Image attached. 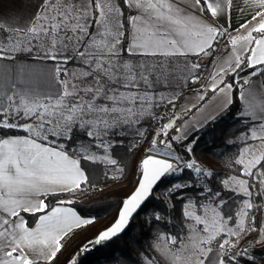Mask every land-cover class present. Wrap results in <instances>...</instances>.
<instances>
[{
    "label": "snow or ice",
    "instance_id": "1",
    "mask_svg": "<svg viewBox=\"0 0 264 264\" xmlns=\"http://www.w3.org/2000/svg\"><path fill=\"white\" fill-rule=\"evenodd\" d=\"M27 7L23 27L0 16V264H57L73 235L95 217L78 213L73 200L52 206L49 199L91 185L84 162L123 174L111 156L110 136L161 105L175 110L176 95L169 98L162 89L171 88L178 73L199 82L202 58L213 71L198 101L212 95L225 111L238 104L239 116L264 121V79H252L264 77V0H30ZM237 11L243 22L233 29ZM221 19L225 24L217 23ZM221 41L227 58L213 60ZM21 53L39 67L18 66ZM194 109L199 106L173 111L153 134L114 218L66 264H78L80 254L124 234L155 188L184 172L187 180L164 190L165 207L173 212L172 198L182 197L179 228L158 234L149 247L168 264H240L242 256L256 264L249 252L264 245V122L242 136L243 147L228 163L233 174L217 181V189L214 171L192 156L196 141L176 126ZM171 131L178 135L170 137ZM74 136L83 140L69 151ZM174 143L186 145L184 156ZM150 217L149 226L164 220L160 212ZM143 260L160 264L149 255Z\"/></svg>",
    "mask_w": 264,
    "mask_h": 264
},
{
    "label": "trees",
    "instance_id": "2",
    "mask_svg": "<svg viewBox=\"0 0 264 264\" xmlns=\"http://www.w3.org/2000/svg\"><path fill=\"white\" fill-rule=\"evenodd\" d=\"M125 23L127 26L126 21ZM225 51L227 50L224 48V42L221 41L217 45L212 59L214 60L217 55ZM19 57L31 59L27 53H21ZM189 59L195 60L194 57H190ZM200 61L204 67L200 71L199 82L193 84L191 79H184L187 75L186 72L178 73V81H174L171 88L162 89L169 98H171L172 94L176 95L175 110L169 108L167 104L161 105L158 108L152 109V115L142 117L139 124L133 127L117 129L110 136V139L114 143L111 156L120 161V166L124 168L123 174L120 172L117 174L108 172L105 164L84 162L83 167H85L91 179V185L83 187L84 195L69 198L71 194L65 193L49 199L48 202L52 206H55L57 200H73L74 203L70 206L78 213H81L86 218L95 217V223L92 226L85 227L73 235L68 248L60 254L57 264H60V261H64L66 264V257H69L78 246L86 243L98 230L105 227L114 218L121 199L132 187L134 164L142 154L148 153L147 150L153 134L163 123L168 122L173 115V111L179 113L178 106L187 93L200 89V83L211 65V61L207 58H202ZM68 67L72 68L73 65L69 64ZM177 67L183 69V63H180ZM248 72L249 70L245 69L239 79L242 80L245 75H248ZM257 77L264 79V77ZM228 82H232L231 79ZM236 87L239 88V85L237 84ZM211 97L212 95H209L205 101H198L195 105L200 107ZM239 109L240 105L238 104L233 105L228 111L223 109L202 128L188 135L192 140L196 141L192 156L202 166L214 171L215 175L210 180L212 185L217 189L219 188L217 181L226 178L227 175L233 174L228 167V163L231 159L235 158L242 148L239 136L246 132L251 123L245 117L237 114ZM195 111L194 109L186 116H183L176 126L179 127ZM140 133H143V135ZM176 134L175 131H171L170 137L176 136ZM82 140V137L74 136L72 143L66 144V147L69 151H72L75 149L77 143ZM60 142L64 143V141ZM185 146V144L174 143L175 151L182 156L185 155ZM112 176L118 178L114 180L111 179ZM178 177L179 180H187L189 173L184 172L182 176L178 174ZM179 180L176 177L165 178L153 191L152 198L134 216L124 234L114 238L107 244H103L96 250L89 249V251L80 254L78 264H144L142 256L145 255L157 258L160 264H166L149 245L153 243L154 237L158 234L176 231L179 228L180 200L182 197L177 196L172 198V203L175 204V212H173L171 209L165 207L168 200L164 196V190L170 187L171 184L179 182ZM229 196H231V193H226L224 198L228 199ZM67 197L69 199H66ZM153 212H160L164 216V220L151 223V226H149L150 214ZM261 219H264V214H261ZM34 222L35 218H31V224ZM174 225L176 226L175 228L173 227ZM250 239L252 237L243 240L241 245L233 249V251H240ZM249 255L255 259L256 264H264V245H255L251 248ZM240 264H249L248 256L240 257Z\"/></svg>",
    "mask_w": 264,
    "mask_h": 264
},
{
    "label": "crops",
    "instance_id": "3",
    "mask_svg": "<svg viewBox=\"0 0 264 264\" xmlns=\"http://www.w3.org/2000/svg\"><path fill=\"white\" fill-rule=\"evenodd\" d=\"M30 0H0V16L4 18L9 24H11L14 28L16 27H23L27 22V17L29 14L30 9L27 7ZM243 22V17L239 14V12H233L231 16V27L234 29L238 27L239 23ZM218 24H225L223 19L217 21ZM228 51L217 55L214 60L220 61L222 59L225 60L227 58ZM6 63V62H4ZM15 63L19 65H29L32 68L39 67L34 61L28 58H19L15 61ZM50 63V62H49ZM213 71V64L211 63L208 71L204 75L201 83H205L209 77V74ZM256 82L260 81L261 79L256 77L253 78ZM200 89H196L187 93L183 99L181 100L178 106V112L181 110L187 109L185 107V99L188 100L190 98H194L197 100L195 104L198 103L197 94ZM194 104V105H195ZM223 110V102L222 99H213V96L208 99L205 103H203L199 110H196L191 116H189L178 128H183L185 125H191L193 129L189 131L188 135L200 128H202L205 124H207L213 117H215L220 111ZM178 135V133L176 134ZM68 199V198H66ZM35 223V222H34ZM33 223V225H34Z\"/></svg>",
    "mask_w": 264,
    "mask_h": 264
},
{
    "label": "rangeland",
    "instance_id": "4",
    "mask_svg": "<svg viewBox=\"0 0 264 264\" xmlns=\"http://www.w3.org/2000/svg\"><path fill=\"white\" fill-rule=\"evenodd\" d=\"M220 61H222V59L220 60ZM201 62V61H200ZM202 63V62H201ZM197 102V100H194V98H190V99H188V100H186L185 99V107L186 108H188V107H190V106H192V105H194L195 103ZM247 120H249L251 123H250V125H249V127H248V129L249 128H251V127H255V126H257V124L258 123H261V122H264V121H253L252 120V118L249 116V117H245ZM182 129V133H186L187 135H188V133H189V131H191L192 129H193V127L191 126V125H185L183 128H181ZM248 129L246 130V132L245 133H243L242 135H240L239 136V140H240V142L242 143V147H243V141H242V136H244L247 132H248ZM105 166H106V168H107V170H108V172H110V173H113V174H117V173H119L118 171H116V169L114 168V167H112V166H109V165H107V164H105ZM84 195V192L83 191H81V192H78V193H75V194H71V196L69 197V198H76V197H81V196H83ZM68 198V197H67ZM68 198V199H69ZM86 218V217H85ZM246 239H248V237L246 238ZM243 240H245V239H243ZM242 240V241H243ZM153 243H154V241H153ZM213 249H214V251H215V249H216V245L215 244H213ZM156 251V250H155ZM156 253L158 254V256L166 263V264H168V261L166 260V258H164L158 251H156ZM213 255V253H209V257H211ZM144 256H142V258H143ZM144 261V260H143Z\"/></svg>",
    "mask_w": 264,
    "mask_h": 264
},
{
    "label": "water",
    "instance_id": "5",
    "mask_svg": "<svg viewBox=\"0 0 264 264\" xmlns=\"http://www.w3.org/2000/svg\"><path fill=\"white\" fill-rule=\"evenodd\" d=\"M146 154H148V153H146ZM152 194H153V193H152ZM96 234H97V233H96ZM96 234H95V235H96ZM95 235H94V236H95ZM94 236L91 237L89 240H91L92 238H94ZM102 245H103V244H102ZM102 245H96V246L91 247L90 249H91V250H96L97 248H99V247L102 246Z\"/></svg>",
    "mask_w": 264,
    "mask_h": 264
}]
</instances>
